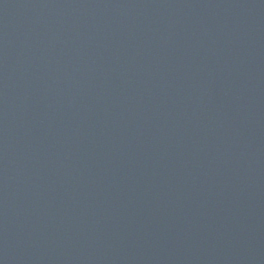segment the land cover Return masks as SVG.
I'll list each match as a JSON object with an SVG mask.
<instances>
[{
	"label": "water",
	"instance_id": "obj_1",
	"mask_svg": "<svg viewBox=\"0 0 264 264\" xmlns=\"http://www.w3.org/2000/svg\"><path fill=\"white\" fill-rule=\"evenodd\" d=\"M0 264H264V0H0Z\"/></svg>",
	"mask_w": 264,
	"mask_h": 264
}]
</instances>
